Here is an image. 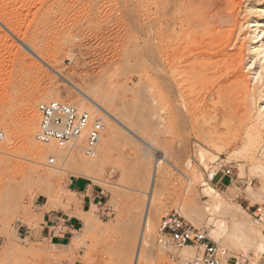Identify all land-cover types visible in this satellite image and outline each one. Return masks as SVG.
<instances>
[{
	"label": "rangeland",
	"instance_id": "obj_1",
	"mask_svg": "<svg viewBox=\"0 0 264 264\" xmlns=\"http://www.w3.org/2000/svg\"><path fill=\"white\" fill-rule=\"evenodd\" d=\"M152 3L0 0V264H134L153 178L158 182L140 264H189L197 255L196 250L195 255L187 250V256L182 251L173 261L158 247L161 219L174 210L231 256L243 254L249 257L247 264H264V215L252 216L264 202V158L259 155L264 123L258 115L264 107V75L253 79L259 67L252 65L246 45L241 75L255 96L222 105L236 106L237 114L193 121L186 111L184 116L167 114L161 127L156 45L154 40L147 45L144 35L147 6L155 11ZM244 36L250 40L247 27L242 41ZM66 80L101 99L124 127L81 109ZM52 101L104 119L96 159L83 153L85 139L67 150L35 140L39 106ZM251 135L260 137L256 150L249 145ZM165 155L168 162L154 170L155 156ZM228 169L234 183L221 181ZM211 174L218 175L212 179ZM75 178L103 197L81 217L78 232L59 238L64 232L54 216L80 209L79 197L67 186ZM227 209L235 216L225 218ZM240 223L251 230L247 244L236 231Z\"/></svg>",
	"mask_w": 264,
	"mask_h": 264
},
{
	"label": "bare ground",
	"instance_id": "obj_2",
	"mask_svg": "<svg viewBox=\"0 0 264 264\" xmlns=\"http://www.w3.org/2000/svg\"><path fill=\"white\" fill-rule=\"evenodd\" d=\"M152 4L155 11L152 14L147 6L145 14L147 24L143 26L147 45L151 44L152 40L156 45L155 63L159 74L158 102L161 127H165L167 114L184 116L181 114L186 111L185 114H188L192 121L200 117L217 120L221 114L225 118L237 114L236 106L224 109L222 105L236 103L241 96L246 95L249 98L255 96L249 94L248 86H245L246 80L241 75L242 67L245 65L246 45H249L248 52L252 65L258 64L259 67L253 79L259 81L260 76L264 75V0H153ZM244 27L250 30L249 41L245 36L243 41L241 39ZM66 81L76 94L71 93V98L77 101L81 109L93 110L102 114L104 119L112 120L119 127H124V124L106 109L101 99L94 97L87 88ZM182 100L183 105H180ZM258 115L264 123V107H261ZM125 128L135 139L143 141L133 131ZM259 140V136L251 135L249 145L253 150L257 149ZM143 143L147 149L157 154L158 150L156 151L153 145L144 141ZM162 162H168L166 155L163 158L155 156V160L151 162L153 169H160ZM77 174L88 177L81 172ZM215 176L211 174L212 179ZM156 180L152 179L146 192L144 224L143 228L141 227L134 264H140L144 253V239L150 226L149 216L152 214L151 202L157 186ZM221 203L220 200L216 201L217 206ZM228 210L224 212L225 218L233 216L234 210ZM192 215L198 217L193 213ZM236 229L242 237L241 240L239 237L240 242L249 243L251 230L246 228L244 223H240ZM187 250L194 252L195 249L183 250L186 251V256L191 255Z\"/></svg>",
	"mask_w": 264,
	"mask_h": 264
},
{
	"label": "built area",
	"instance_id": "obj_3",
	"mask_svg": "<svg viewBox=\"0 0 264 264\" xmlns=\"http://www.w3.org/2000/svg\"><path fill=\"white\" fill-rule=\"evenodd\" d=\"M38 110L40 118L35 131L37 142L54 143L67 150L77 147L78 143L85 139L81 147L85 156L89 159L98 157L106 131L103 120L95 118L88 111L80 110L75 105L59 101L43 103ZM2 138L3 135L0 133V140ZM259 155L264 158V143ZM56 163L57 159L54 157L49 160L50 166ZM222 174V179L228 178L230 183L235 182L230 169L223 171ZM263 215L264 203L254 207L252 212L255 219ZM156 242L158 247L167 252L173 261H178L180 253L186 248L197 251V255L189 264H247L249 260V257L243 254L238 257L231 256L226 247L216 243L204 230L187 221L178 210L170 212L161 219Z\"/></svg>",
	"mask_w": 264,
	"mask_h": 264
},
{
	"label": "crops",
	"instance_id": "obj_4",
	"mask_svg": "<svg viewBox=\"0 0 264 264\" xmlns=\"http://www.w3.org/2000/svg\"><path fill=\"white\" fill-rule=\"evenodd\" d=\"M67 186L70 191H74L79 197L80 209L78 210V212L72 211L71 212L72 215L64 214L63 216L60 217L54 216L60 231L64 232V235H60L59 238H64L66 234L72 235L78 232L79 226L81 225V220H82L81 217L87 214L88 211H90L93 208V206H97V203L103 197L102 191H97L96 187L91 186L90 183L84 181L81 178L70 179L67 182ZM47 214L48 213H46V216ZM56 245L64 246L62 242H59V244Z\"/></svg>",
	"mask_w": 264,
	"mask_h": 264
}]
</instances>
